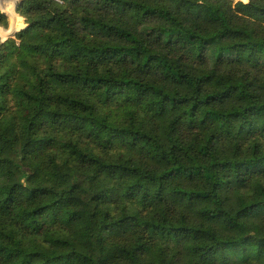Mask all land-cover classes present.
Returning <instances> with one entry per match:
<instances>
[{"label": "trees", "instance_id": "obj_1", "mask_svg": "<svg viewBox=\"0 0 264 264\" xmlns=\"http://www.w3.org/2000/svg\"><path fill=\"white\" fill-rule=\"evenodd\" d=\"M16 13L26 26L0 41V264H264V0Z\"/></svg>", "mask_w": 264, "mask_h": 264}, {"label": "rangeland", "instance_id": "obj_2", "mask_svg": "<svg viewBox=\"0 0 264 264\" xmlns=\"http://www.w3.org/2000/svg\"><path fill=\"white\" fill-rule=\"evenodd\" d=\"M246 1V0H243ZM0 2L3 4V9L2 12L4 14H7V25L1 24L0 23V41L5 38L6 36H8L10 33H12L13 31H16L17 29L21 28L24 26V21L23 19L16 13V11H14L13 13H7L5 11V6H4V2L3 0H0ZM18 18L21 19V22L19 23V21H16ZM17 22L18 26L17 27H13V23ZM10 38V37H9Z\"/></svg>", "mask_w": 264, "mask_h": 264}, {"label": "water", "instance_id": "obj_3", "mask_svg": "<svg viewBox=\"0 0 264 264\" xmlns=\"http://www.w3.org/2000/svg\"><path fill=\"white\" fill-rule=\"evenodd\" d=\"M21 1H22V0H19V1L15 4V11H16V8H17L18 4H19ZM246 1H247V0H246ZM3 2H4V6H5V5H8V4H9L10 0H3ZM2 5H3V4L0 2V10H1V11L4 10ZM6 15H7V14H6ZM7 16H8V15H7ZM25 26H26V24L24 23V26H23V27L17 29L16 31H13V32L10 33L8 36H6L5 38H3L1 41H4V40H6V39L9 38V37H13L14 34H15L16 32H18L19 30H21V29L24 28Z\"/></svg>", "mask_w": 264, "mask_h": 264}]
</instances>
